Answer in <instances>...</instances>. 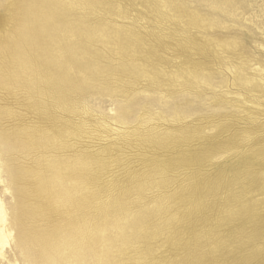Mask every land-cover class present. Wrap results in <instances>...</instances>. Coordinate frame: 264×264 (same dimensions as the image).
Segmentation results:
<instances>
[{
    "label": "rangeland",
    "instance_id": "rangeland-1",
    "mask_svg": "<svg viewBox=\"0 0 264 264\" xmlns=\"http://www.w3.org/2000/svg\"><path fill=\"white\" fill-rule=\"evenodd\" d=\"M28 1L0 0V200L18 219L0 264H264V0H56L78 29L24 51ZM90 223L98 240L68 249Z\"/></svg>",
    "mask_w": 264,
    "mask_h": 264
},
{
    "label": "bare ground",
    "instance_id": "bare-ground-1",
    "mask_svg": "<svg viewBox=\"0 0 264 264\" xmlns=\"http://www.w3.org/2000/svg\"><path fill=\"white\" fill-rule=\"evenodd\" d=\"M24 1V0H23ZM27 1V0H26ZM68 1V0H67ZM67 1H65V3L67 2ZM70 1V5H71V7H73V5H75V4H77L78 3V1H81L80 3H82L83 4V9H85V8H87V5H89V1L88 0H69ZM29 3L31 2V4L33 5V7H32V9H31V7L29 6V8L31 9V10H29V9H27L26 10V13H22V15H25V17H24V19L21 17V19H23L24 20V22H23V25L21 26V29L18 31V36L14 39V43L13 44H19V43H21L23 46H20V47H23V48H21L22 50H24V51H29L28 50V47L27 46H30V47H34V48H38V44H39V39H40V36L41 37H43L44 36V34H47V35H50L51 36V34H53V33H55L58 29H61V28H63V30H64V33L65 32H69V33H74L77 29H78V24H77V26L78 27H76L75 25H74V23H73V21H71L72 22V24H65V26H63V24H61V26L60 25H58V23L61 21V19H62V21H63V18H65L64 16H66V13H67V10L68 9H66V7L62 4V3H60V2H58V1H50V0H29L28 1ZM33 2V3H32ZM28 3V4H29ZM64 3V4H65ZM24 4H25V2H24ZM27 5V4H26ZM25 5V6H26ZM68 5V4H67ZM69 5V6H70ZM28 6V5H27ZM68 7V6H67ZM82 7V6H81ZM25 8V7H24ZM27 8V7H26ZM24 10V9H23ZM69 16V15H68ZM69 18V17H68ZM60 20V21H59ZM68 21V20H67ZM80 21V20H79ZM64 23H65V21H64ZM68 23V22H67ZM81 23V22H80ZM213 24V23H212ZM20 25H21V23H20ZM20 25H19V27H20ZM82 25V24H81ZM61 27V28H60ZM81 27H83V26H81ZM214 27V26H213ZM62 30V29H61ZM84 29H82V31H83ZM86 30V29H85ZM82 31H81V33H82ZM87 31V30H86ZM78 32V31H77ZM83 32H85V31H83ZM17 33V32H16ZM61 33V32H60ZM79 33V32H78ZM80 33V35H82ZM86 34V33H85ZM43 35V36H42ZM59 35V34H58ZM78 35V34H77ZM50 36H46V37H50ZM53 36V35H52ZM51 38V37H50ZM50 38H47L46 40H49ZM56 39H57V37H56ZM13 40V39H12ZM48 42V41H47ZM6 43H7V41H6ZM233 43V42H232ZM10 44V43H9ZM12 44V43H11ZM50 44V43H49ZM54 44H56V43H54ZM4 46H5V44H3ZM40 45V44H39ZM47 45V44H46ZM59 45V44H58ZM11 46H14L15 47V45H11ZM259 46V45H258ZM1 47L2 46H0V55L2 56V57H5L6 59L8 58V43H7V45L3 48V49H1ZM13 47V48H14ZM17 47H19V46H17ZM27 47V48H26ZM52 47V46H51ZM13 48H11V49H13ZM45 48V47H44ZM70 48V47H69ZM261 48V47H260ZM20 49V50H21ZM65 49V48H64ZM67 49V48H66ZM261 49H264V48H261ZM45 51H46V49H44ZM48 51V50H47ZM47 51L46 52H44L45 54L47 53ZM24 53V52H23ZM22 53V54H23ZM11 54V53H10ZM9 54V55H10ZM20 54V51H19V53H18V55ZM22 54H20V55H22ZM43 53H41V55H42ZM13 55V54H12ZM20 55H19V57H20ZM44 56V55H43ZM1 57V58H2ZM18 57V56H17ZM26 57V56H25ZM27 57H28V55H27ZM4 58V59H5ZM24 58V57H23ZM64 58V57H63ZM15 59V58H14ZM13 59V60H14ZM21 59V58H20ZM27 59H29V58H27ZM12 60V61H13ZM16 60H17V58H16ZM25 60V59H24ZM62 60V59H61ZM18 61H20V60H17V62ZM22 61V60H21ZM25 61H30V60H25ZM53 62V60H50V62ZM5 62H7L6 60H5ZM16 62V61H15ZM16 62V63H17ZM14 63V62H13ZM25 63H27V62H25ZM28 63H30V62H28ZM46 63V62H45ZM19 64H20V62H19ZM31 64V63H30ZM3 65V64H2ZM45 65V64H44ZM47 65H48V61H47ZM19 66V65H18ZM26 66V65H25ZM23 67L24 69L26 68V67ZM28 66V65H27ZM30 67V66H29ZM46 67H49V65L48 66H46ZM53 67H54V65H53ZM19 68V67H18ZM57 68V67H56ZM55 68V69H56ZM58 68H59V66H58ZM57 68V69H58ZM62 68V67H61ZM65 68V67H64ZM63 68V69H64ZM30 69H31V67H30ZM45 69V68H44ZM257 69V68H256ZM46 70V69H45ZM49 70V69H48ZM59 70H60V68H59ZM51 71V70H50ZM64 71V70H63ZM260 71V70H259ZM262 71V70H261ZM32 72H33V70H32ZM57 72V71H56ZM59 72V71H58ZM51 73H52V71H51ZM64 73H65V71H64ZM31 74V73H30ZM57 74V73H56ZM60 74V73H59ZM262 74V73H261ZM54 75H55V73H54ZM52 76V75H51ZM57 76V75H56ZM59 76V75H58ZM62 77H64L63 75H61ZM61 76H60V78H61ZM53 77V76H52ZM56 78V77H55ZM65 78V77H64ZM46 80V79H45ZM59 81V80H58ZM53 82H56V80L54 81V79H53ZM62 82V81H61ZM246 82V81H245ZM48 84V83H47ZM55 84V83H54ZM58 84V83H57ZM66 84V83H65ZM61 85V84H60ZM64 85V84H63ZM67 85V84H66ZM57 86V85H56ZM0 139H1V137H0ZM4 142H6V140H4ZM8 147V146H7ZM56 168V167H55ZM54 168V169H55ZM62 169V168H61ZM79 169V168H78ZM88 169V168H87ZM63 170V169H62ZM84 170V169H83ZM8 171V170H7ZM11 171V170H10ZM70 171V170H69ZM14 172V171H13ZM16 172V171H15ZM78 172V171H77ZM65 174V173H64ZM69 174V173H68ZM66 175V174H65ZM9 176V175H8ZM14 177H15V175H14ZM17 177V176H16ZM15 177V178H16ZM62 177V176H61ZM60 176H59V174H56L55 176H54V183H55V186L57 187V188H59V190H60V192L62 193V195H63V197L61 198V202L63 203V204H65L66 206H73L72 205V200H71V198H70V196H69V192L65 189V188H63L62 186V178H61ZM12 178V177H11ZM14 178H12L11 180H13ZM20 179V178H19ZM15 180H17V179H15ZM14 180V181H15ZM41 181V180H40ZM13 182V181H12ZM17 182V181H16ZM13 184V183H12ZM11 184V185H12ZM15 185V184H14ZM16 185H17V183H16ZM19 185V184H18ZM52 186H53V184H52ZM16 187V186H15ZM54 187V186H53ZM42 189H48V185H47V183H44V185H43V187H41ZM17 189V188H16ZM8 190V189H7ZM48 191V190H47ZM55 191H56V189H55ZM32 192V191H31ZM46 192V191H45ZM53 192V191H52ZM116 203V202H115ZM24 204V203H23ZM25 205H27V204H25ZM111 205V204H110ZM43 206V205H42ZM41 206V207H42ZM40 207V206H39ZM115 208H112L111 209V207L110 208H107L106 209V211H105V214H108L110 211H113V212H117V211H121V207H120V205L119 206H117V204H115V206H114ZM99 208V207H98ZM105 208V207H104ZM30 209V208H29ZM32 210V209H31ZM20 211V210H19ZM112 212V213H113ZM111 213V212H110ZM14 214V213H13ZM23 214V213H22ZM27 215H28V213H27ZM26 216V215H25ZM105 216V215H104ZM18 217H19V215H18ZM10 218V217H9ZM8 218V214H7V211H6V209H5V207H4V205H3V203H2V201L0 200V259H2V260H5V256H4V253H3V249L8 245V242H9V240L10 239H13V235H15V234H13L14 232L12 231V227H11V222H12V220L16 223V224H18V219H17V215L15 216V217H12V218H10L9 219ZM22 218V217H21ZM101 218H102V215H101ZM107 218V217H106ZM103 220V219H102ZM115 221H117V223L119 222L118 221V219H116ZM130 221V220H129ZM142 221H143V218L142 217H140V216H138L137 218L135 217L134 219H132V221L131 222H128L127 221V223L125 222V224L123 223L121 226H119L120 224H116L115 225V227H116V229H118L119 230V233H120V235H121V237H123L124 236V230H125V228H127V227H130V228H132V229H134L135 227H137L140 223H142ZM23 223V222H22ZM13 225H15V224H13ZM23 225V224H22ZM20 227V226H19ZM22 228V227H21ZM72 229V228H71ZM31 230V229H30ZM98 230V229H97ZM64 231H65V229H64ZM25 232V231H24ZM27 232V231H26ZM22 233V232H21ZM28 234V233H27ZM47 234L49 235V233H45V234H36L35 236H33L34 237V242L40 247V246H44L45 247V249H47V251L49 252V251H51L52 249L49 247V245L50 246H53V244L54 243H56L57 242V239H60V238H56V236L55 235H49V236H47ZM52 234V233H51ZM61 233H59V235H60ZM63 234V233H62ZM32 235V234H31ZM76 235H78V236H76ZM47 236V237H46ZM67 237V236H66ZM104 237V236H103ZM124 238V237H123ZM16 239V238H15ZM104 240H102V241H105V244H106V242L107 243H111L109 240H107L105 237L103 238ZM125 239V238H124ZM31 240V239H30ZM61 240H62V242H61V244L63 245H66V243L68 242V244H67V247H68V249L69 248H71L73 251H83L84 250V248H86L85 246H87L88 244H92V243H95V241H97L98 240V235H97V233H96V226L94 227V224H86V225H84V226H77V228H73L72 229V233H71V236H70V239L67 241V242H65V236H64V238H61ZM67 240V239H66ZM32 242V241H31ZM60 242V241H59ZM46 244H49V245H47L46 246ZM32 245H34V243H32ZM57 245V244H56ZM106 245H108V244H106ZM105 245V246H106ZM65 247V246H64ZM22 248V247H21ZM53 248H55V247H53ZM92 248V247H91ZM64 249V248H63ZM57 250V249H56ZM61 250V249H60ZM65 250V249H64ZM71 250V251H72ZM106 250V249H105ZM107 251V250H106ZM59 252V251H58ZM58 252H56V253H58ZM103 252V255H102V257L105 259L106 258V256H109V255H106V252L103 250L102 251ZM42 253H43V251H42ZM50 253V252H49ZM79 253V252H78ZM48 254V253H47ZM108 254V253H107ZM34 255V254H33ZM78 255V254H77ZM100 256V255H99ZM43 258V257H42ZM62 258V257H61ZM99 258H101V257H99ZM53 259V258H52ZM100 260H102V259H100ZM109 262V261H108ZM108 262H106L105 260H102V262H100L101 264H107ZM37 263V262H36ZM62 263V262H61ZM2 264V263H1ZM8 264H17L16 262H9ZM38 264V263H37Z\"/></svg>",
    "mask_w": 264,
    "mask_h": 264
}]
</instances>
